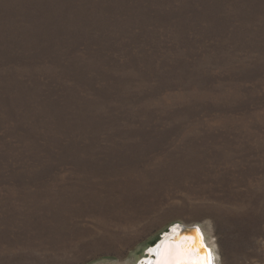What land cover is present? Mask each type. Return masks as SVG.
<instances>
[{
  "label": "rangeland",
  "instance_id": "374dc122",
  "mask_svg": "<svg viewBox=\"0 0 264 264\" xmlns=\"http://www.w3.org/2000/svg\"><path fill=\"white\" fill-rule=\"evenodd\" d=\"M176 222L264 264V0H0V264H138Z\"/></svg>",
  "mask_w": 264,
  "mask_h": 264
},
{
  "label": "bare ground",
  "instance_id": "6f19581e",
  "mask_svg": "<svg viewBox=\"0 0 264 264\" xmlns=\"http://www.w3.org/2000/svg\"><path fill=\"white\" fill-rule=\"evenodd\" d=\"M198 226L203 234V240L201 234L196 230L190 233L194 236L189 237V239L182 238L178 242L166 239L156 247L152 245L148 249L150 254L156 253L155 259L146 256L138 264H217V253L208 240L203 227ZM204 243L209 246L211 257Z\"/></svg>",
  "mask_w": 264,
  "mask_h": 264
},
{
  "label": "water",
  "instance_id": "95a60500",
  "mask_svg": "<svg viewBox=\"0 0 264 264\" xmlns=\"http://www.w3.org/2000/svg\"><path fill=\"white\" fill-rule=\"evenodd\" d=\"M197 231L198 233L201 234L202 240H203V234L200 231V228L198 225H189V224H184L181 222H176L172 226L168 228V230L164 231L162 235L160 236L159 240L154 244L155 247L159 245L160 243L164 242L166 239H169V241L172 242H178L182 238H188L192 237L194 235L190 234L192 231ZM206 249L208 250V254L211 257V252L209 246L205 245ZM148 257L151 256L152 259H155L156 253L150 254L149 251L147 252Z\"/></svg>",
  "mask_w": 264,
  "mask_h": 264
}]
</instances>
